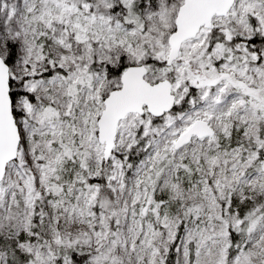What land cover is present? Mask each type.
I'll return each mask as SVG.
<instances>
[{
  "label": "snow or ice",
  "instance_id": "1",
  "mask_svg": "<svg viewBox=\"0 0 264 264\" xmlns=\"http://www.w3.org/2000/svg\"><path fill=\"white\" fill-rule=\"evenodd\" d=\"M0 264H264V0H0Z\"/></svg>",
  "mask_w": 264,
  "mask_h": 264
}]
</instances>
